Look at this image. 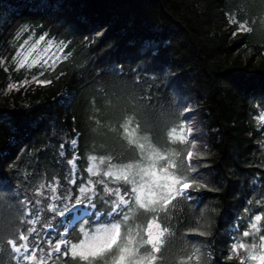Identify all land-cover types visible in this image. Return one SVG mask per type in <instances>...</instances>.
I'll return each mask as SVG.
<instances>
[{
	"label": "trees",
	"instance_id": "obj_1",
	"mask_svg": "<svg viewBox=\"0 0 264 264\" xmlns=\"http://www.w3.org/2000/svg\"><path fill=\"white\" fill-rule=\"evenodd\" d=\"M240 23L249 30H239ZM45 33V39L67 44L55 71L20 68L18 48L28 35L35 39ZM34 76L51 83L22 84ZM262 115L264 0H0V264H87L70 251L62 254L63 246L57 253L46 243L45 233H59L67 225L47 210L51 201L35 195L39 185L56 181L78 194L68 182L74 156L79 185L104 180L109 159L116 166L144 167L151 163L146 157L155 159L157 152L168 157L156 160L158 174L160 166L174 162L170 172L190 175L189 150L199 155L192 163L204 165L198 171L208 187L193 193L192 201L177 197L167 211L145 212L130 204L128 226L139 255L152 250L143 245L142 231L135 234L137 226L159 217L168 232L154 264H204L206 259L240 264V257L229 259L233 238L251 245L264 236ZM124 127L136 130L143 153L128 142ZM181 128L186 143L172 139L173 129L179 135ZM91 156L97 158L98 176L86 170ZM105 182L120 187L121 194L131 187L110 177ZM96 188L102 192L104 185ZM25 196L38 216L23 214ZM257 214L261 231L243 237ZM32 219L38 221L33 236L39 248L36 259L28 261L8 240L32 228L27 222ZM81 227L90 231L94 225L91 219L76 223L67 236L71 243L83 239ZM200 230L211 235L199 236ZM197 248L200 261L189 260ZM110 256L93 264H112ZM240 256L247 253L241 250Z\"/></svg>",
	"mask_w": 264,
	"mask_h": 264
},
{
	"label": "snow or ice",
	"instance_id": "obj_2",
	"mask_svg": "<svg viewBox=\"0 0 264 264\" xmlns=\"http://www.w3.org/2000/svg\"><path fill=\"white\" fill-rule=\"evenodd\" d=\"M232 22L235 23L234 20ZM238 29L241 31L249 30L243 23L238 24ZM46 35L47 33L41 36L33 49L21 59L19 63L20 68L28 64V56H31V52L39 47L40 41H42ZM97 35H99V33H97ZM60 44L63 45V47L59 45L56 47L60 53H63L67 44L63 41H61ZM52 47L53 44L49 42L39 57L33 59L31 64H28V67L31 68L34 65L40 64V67L44 68L45 71L48 69L55 71L60 57L55 52H53L51 56L48 55ZM147 47H150V45H146V48ZM151 55L155 56L156 52L153 51ZM66 58L67 57H65V59ZM41 60H43L42 64L40 63ZM43 74V72L39 73V75ZM61 75H63V73H61ZM33 81L42 86L51 83L50 80H39L36 76L33 77ZM23 83L27 84L29 81L25 80ZM16 90H18V88H16ZM185 111H188V109L185 108ZM260 119L261 122H264V115H262ZM191 131L189 121V135H191ZM183 132L184 130L181 128L180 134L177 135L176 130L173 129L172 139L186 143L187 137ZM124 134L129 137L128 142L130 144H137L142 153L145 151V145L139 144L136 140L135 129L130 131L128 127H124ZM71 143L75 145L76 141L72 140ZM195 144L196 142L193 140L192 149H195ZM60 147L62 150L60 155L63 156L64 144H61ZM75 158L74 156L72 161H70V163L73 164V168L70 170L71 179L68 182L75 187V192L78 194L74 196L72 187L60 185L59 182L56 181L55 183H48L47 186L44 184L39 185V188L35 191V195L43 196L44 199L51 201V203L47 205V210L55 213L58 217H62L63 219L60 223L67 225V227L59 233H45L48 236L46 243L49 245L54 244L53 250L57 253L61 252V246H63L64 253L62 254H67L70 251L72 257H79L81 260L86 261L87 264H93L97 259L103 260L109 254H111L110 258L112 264H145V261H147V264H154L157 259L155 253L160 252L161 246L163 245V237L165 233L168 232V228L161 225L159 217L149 219L146 225H138L137 228L139 231H136L135 234L139 235L140 231H142L144 236L147 237L143 239V245H149L152 250V253L148 256L139 255V248L136 247V241L133 236L134 229L128 226V221L131 219L129 215L131 211L129 205L134 203L145 212H156L157 210L167 211L168 205L177 197H183L185 200L192 201L197 199L193 193H199L202 188L208 187L203 174L198 171V169L204 165L192 163L194 159L199 158V155L193 150H189L186 156L190 175L179 176L174 172H170L169 169L176 167L174 162H169L166 166H160L158 174L156 160H167L168 157L157 152L155 153V159H153L151 155L146 157L151 163L144 167L132 164L116 166L111 164L109 159L108 167L103 172L104 180L93 182L91 179H88L87 181H82L79 185L76 183ZM89 160L91 164L86 169L87 172L90 176L100 175V169L96 162L97 158L91 156ZM99 164H105V159L100 158ZM109 177L112 178L113 182L120 183L122 181L126 185H131V187L124 188L123 194H121L122 189L120 187H108L105 181ZM97 184L104 185L102 192L97 191ZM41 189H44V191H41ZM105 193L109 197H114V199H106ZM20 203L24 206L23 214L25 216H38V212L33 213L32 210L27 207L28 204L33 203L27 196H25L24 200H21ZM35 203L39 204L41 201L37 200ZM98 204L106 205L107 207L101 209L98 208ZM125 209H128V211H125ZM89 219H91L94 227H92L90 231L81 227L80 232L83 234V239H80L77 243H71L67 239L69 230L74 229L76 223L88 224ZM261 219L262 216L257 214L254 218V222L250 224V229L243 232V237H248L250 235L255 237L261 231L259 227ZM27 222L32 224L33 227L21 232L16 239H9L8 244L11 245L13 251L20 254L24 260L31 261L36 259V249L39 248V240L36 236H33V233L36 232L34 225L38 221L32 219ZM45 226L49 228L52 227L48 220L45 221ZM122 228L124 229L123 232ZM57 235L59 237L58 239H56ZM197 235L206 236L211 234L200 230L197 231ZM29 237H32L31 251ZM18 241L22 243H18ZM22 249L23 253L21 252ZM241 250L246 252L247 256H240ZM40 251L42 252L43 249H40ZM51 254V252L48 253L49 256H51ZM201 255L199 248H197L193 257H189V260L195 258L197 261H200ZM233 256L240 257V264H245L246 260L254 261L255 264H264V236L259 237V244L254 243L251 245L245 241L237 240L234 237L229 259H232ZM204 264H208L207 259Z\"/></svg>",
	"mask_w": 264,
	"mask_h": 264
},
{
	"label": "rangeland",
	"instance_id": "obj_3",
	"mask_svg": "<svg viewBox=\"0 0 264 264\" xmlns=\"http://www.w3.org/2000/svg\"><path fill=\"white\" fill-rule=\"evenodd\" d=\"M39 40H40V37L34 39V38H32V35H28L27 36V38L23 41L21 46L18 48V52H17V64H18V66H19V63H20L21 59L24 56H26L30 50L33 49V47L36 45V42L39 41ZM49 42H51L53 44V47H52L51 51L48 53V55L51 56L52 53L55 52L60 57L59 61H61L64 58V50H63V53H60L58 51V48L56 47L57 45H59L60 47H63V45H60L59 43H56L52 39H45L44 38L42 41H40L39 47L31 52V56H28V64H31L33 59H36V58L39 57V55L43 52V50L46 48V46L49 44ZM40 63L42 64L43 60H41ZM28 64H26L25 66L28 67ZM35 66H39L40 67V64L34 65L32 67H35ZM27 81H29V83L26 84L27 87L34 82L33 79H30V80H27ZM22 84H24V83H22ZM248 263L255 264L254 261H249Z\"/></svg>",
	"mask_w": 264,
	"mask_h": 264
}]
</instances>
